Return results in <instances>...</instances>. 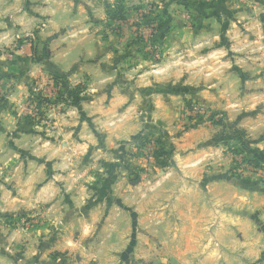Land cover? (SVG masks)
<instances>
[{
	"label": "rangeland",
	"instance_id": "1",
	"mask_svg": "<svg viewBox=\"0 0 264 264\" xmlns=\"http://www.w3.org/2000/svg\"><path fill=\"white\" fill-rule=\"evenodd\" d=\"M120 1L125 15L131 12L126 20L134 30L131 43L118 48L117 38L111 37L99 50L100 62L58 66L46 61L51 36L34 5L26 9L21 0H0V200L4 203L17 192L15 176L26 185L31 176L27 168L35 169L34 185L39 183L37 205L0 216V264H61L50 250L59 232L87 237L86 242L102 233L105 247L116 237L113 231L124 234L120 259L132 264H177L183 255L178 251L190 245L173 232L160 237V229L166 234L175 224L147 216L166 213L161 202L172 197L164 181L178 176L173 172L164 177L167 169L175 171L172 155H192L211 135L224 136L223 105L239 95L223 87L215 94L191 93L194 79L182 61L192 57L191 46L177 48L171 57L185 67L181 76L174 73L175 84L153 82L162 76L156 75L163 60L159 34L179 37L180 28L195 21V42L218 45L222 58L214 62L217 68L262 72L264 79V0ZM198 47L195 58L202 54L201 70L207 71V51L197 54ZM152 70L156 74L151 79ZM236 80L244 82L230 78ZM195 85L206 87L211 80L205 74L195 76ZM202 96L213 102L206 104ZM241 111L243 118L248 112H264ZM230 135L219 140L220 152L230 160V175L264 183L259 174H246L239 165L235 154L246 162L257 157L247 152L242 138ZM256 161L249 163L264 168ZM17 166L25 169L16 175L15 170L5 172ZM32 192L24 191L27 197ZM86 214L96 215V222L85 221Z\"/></svg>",
	"mask_w": 264,
	"mask_h": 264
},
{
	"label": "crops",
	"instance_id": "2",
	"mask_svg": "<svg viewBox=\"0 0 264 264\" xmlns=\"http://www.w3.org/2000/svg\"><path fill=\"white\" fill-rule=\"evenodd\" d=\"M112 1L21 0V8L26 6L27 9L31 4L34 5L31 8L43 14L41 17V14L37 13L39 19L47 21L45 29L47 36H51L49 43L51 56L46 61L61 66L59 63L69 65L75 62L81 64L100 62L97 57L102 52L99 53V50L104 48V42L111 40V37L117 38L118 48L131 43L128 37L134 33V30L132 24L126 21L131 12L128 11L121 21L109 19L107 6H113ZM188 25L189 28L186 26L180 28L179 37L163 36L160 40L159 55L163 60L159 63V73L156 74V70H152L154 73H149L151 74L149 78L152 79L153 74L157 76L162 74L159 80L153 82L165 83L167 86L175 84V75L179 73L181 76L180 73H183L185 67L177 65L181 62L177 57H171L176 53L177 48L191 46L192 57L189 60H182L183 63L188 64L186 69L191 71L188 75L194 79L189 85L191 93L215 94L219 92L218 88L223 87L237 93L239 98L226 101L223 105L226 106L223 117L225 126H223L227 129L224 136H221L222 133L216 137L211 135L207 142L200 143L201 148L195 149L192 155L180 154L181 152L177 157L176 153L172 155L171 167H174L175 171H169L172 168L167 169L168 171L165 172L167 175L165 174L164 177H169L173 172L178 176L164 181L165 185L170 186L169 196L172 197L169 202L167 199L161 202L166 213L151 214L147 217L152 221L175 224L176 227L171 228L172 231L166 234L160 229V237H166L173 232V237L190 240V245L183 246L182 250L178 251L183 255L179 256L177 264H264V183L254 177L251 180L232 177L230 160L220 152L219 146V140L231 137L230 133L235 137L239 136L247 152L264 164V115H262L264 112L260 114L248 112L245 118L241 115V110H264V79L260 78L262 72L247 71L240 74L228 68H217L214 62L222 58L215 48L218 45L205 43L203 46L201 42L204 41L200 39L199 42H195V21ZM170 29L172 28L168 27L166 31L172 34ZM195 45L199 46L197 54L207 51L210 65L207 71L201 70L202 54H198L195 58ZM226 60L227 58L222 62L225 66ZM172 66H175L174 70L170 69ZM203 74L211 80V85L201 88L200 85H195V76L200 79ZM234 77L235 79L240 77L244 82L241 80L238 82L236 80L237 83L230 82V78ZM220 80H223L221 86L218 85ZM162 91L167 92L165 89ZM200 98L206 104L213 102L211 97L207 100L203 96ZM236 112H239V115ZM242 129H246L243 136ZM1 136L0 132V138ZM192 164H195V168ZM23 168L17 166L15 169H6L5 172L13 173L12 170H15L13 174L16 175ZM34 170L27 168L26 173L31 176L27 178L26 185H22L24 182L21 183V179L17 176L13 178L17 192L11 195L10 199L6 198L4 203L0 200V216L14 210L23 211L28 205H37L39 183L36 181L34 185L33 179L36 174ZM28 190L36 192L35 194L32 192L31 196L27 197L28 193L25 195L24 191ZM11 204L14 206L12 207ZM84 219L96 222L97 216L86 214ZM166 230L170 231V229ZM113 232L116 233V237L111 238L112 243L108 247L104 246L102 233L99 236H91L86 242L87 237L75 239L69 232H59L51 243L50 250L53 251L52 254H57L55 258L61 264H89V262L90 264H132L122 263L120 259V255L125 250V235L121 234L120 237L117 231ZM127 248L128 252L134 253L133 247ZM159 251L166 253L163 247H160ZM35 264L43 263L39 261Z\"/></svg>",
	"mask_w": 264,
	"mask_h": 264
},
{
	"label": "trees",
	"instance_id": "3",
	"mask_svg": "<svg viewBox=\"0 0 264 264\" xmlns=\"http://www.w3.org/2000/svg\"><path fill=\"white\" fill-rule=\"evenodd\" d=\"M125 8L121 5L120 0L115 1V5L113 6L108 5L107 6V15L109 19H115V18H124L125 15ZM163 38V34H159L158 40H161ZM252 158V159H251ZM257 159L254 157H250V159H247L248 162L256 163L257 164Z\"/></svg>",
	"mask_w": 264,
	"mask_h": 264
},
{
	"label": "built area",
	"instance_id": "4",
	"mask_svg": "<svg viewBox=\"0 0 264 264\" xmlns=\"http://www.w3.org/2000/svg\"><path fill=\"white\" fill-rule=\"evenodd\" d=\"M243 155H237L235 154L234 157L239 161V165L242 167V169L245 171L246 174H259L258 176H261L264 179V168L261 166H256L252 163H249L248 161H244ZM247 160V159H246Z\"/></svg>",
	"mask_w": 264,
	"mask_h": 264
}]
</instances>
